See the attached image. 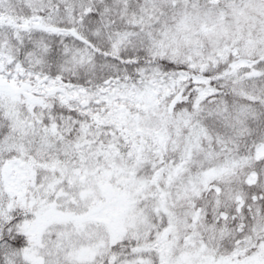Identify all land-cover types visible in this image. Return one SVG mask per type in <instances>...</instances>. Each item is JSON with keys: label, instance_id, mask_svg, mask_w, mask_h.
<instances>
[{"label": "snow or ice", "instance_id": "1", "mask_svg": "<svg viewBox=\"0 0 264 264\" xmlns=\"http://www.w3.org/2000/svg\"><path fill=\"white\" fill-rule=\"evenodd\" d=\"M0 264H264V0H0Z\"/></svg>", "mask_w": 264, "mask_h": 264}]
</instances>
